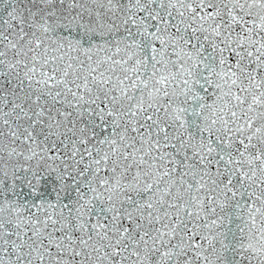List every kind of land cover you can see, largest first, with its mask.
I'll list each match as a JSON object with an SVG mask.
<instances>
[{"label": "snow or ice", "instance_id": "obj_1", "mask_svg": "<svg viewBox=\"0 0 264 264\" xmlns=\"http://www.w3.org/2000/svg\"><path fill=\"white\" fill-rule=\"evenodd\" d=\"M0 264H264V0H0Z\"/></svg>", "mask_w": 264, "mask_h": 264}]
</instances>
